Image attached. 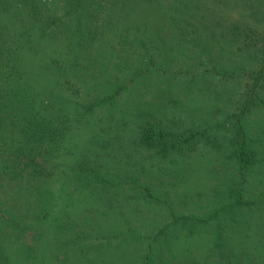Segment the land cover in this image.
Segmentation results:
<instances>
[{
  "label": "rangeland",
  "instance_id": "rangeland-1",
  "mask_svg": "<svg viewBox=\"0 0 264 264\" xmlns=\"http://www.w3.org/2000/svg\"><path fill=\"white\" fill-rule=\"evenodd\" d=\"M18 1L14 32L33 27L35 14L51 25L42 48L68 68L54 92L74 119L52 153L40 142L29 158L0 149V170L10 167L0 176V256L13 264H264V0ZM73 34L84 43L77 59ZM19 56L33 65L31 54ZM33 75L24 81L31 98L36 85L55 84L46 68ZM254 88L261 101L239 123ZM157 124L207 138L165 155L142 141ZM240 124L255 154L247 170L234 155ZM20 173L41 189L42 209L29 216ZM239 190L242 202L226 207ZM24 220L20 233L14 224Z\"/></svg>",
  "mask_w": 264,
  "mask_h": 264
},
{
  "label": "trees",
  "instance_id": "trees-1",
  "mask_svg": "<svg viewBox=\"0 0 264 264\" xmlns=\"http://www.w3.org/2000/svg\"><path fill=\"white\" fill-rule=\"evenodd\" d=\"M23 4L25 7H28L30 4L32 5V2L31 0H26ZM18 5H20L18 0H0V56H2L0 60L3 59L2 63L6 66L5 73H10L8 75L4 74L7 82L4 81V88H0V92H2L0 93V149H3L4 154L10 158L16 154L20 155L21 151H24L22 154H26L29 158L33 156V152L38 147L35 144L36 142L45 144V150L47 149V152L50 153L58 149L62 141L64 139L67 140L66 136L69 133V126L72 124L74 118L69 114L68 105L64 103L61 96H56L54 92L55 90H60L59 88L66 84L65 80L68 68L66 69L63 66L64 64L57 59L48 61L46 58L47 52L44 51L41 43L47 37L50 38L49 36L52 33L49 32V29L51 25L43 23L41 17L35 14L32 18L33 27H30V29L22 28L20 32H14L13 29L19 23V18H21V14L17 8ZM20 9H23V5ZM4 23L6 25L3 26L2 24ZM24 23H27V21ZM34 27L35 33L33 34ZM9 38H12V41ZM52 39H57V37H52ZM69 42V52H71V56L77 59L79 57L78 52H81L84 46L80 34H73ZM19 54H31L30 61L33 65L29 66L28 62L22 59ZM6 56L7 60L5 59ZM42 68H46L51 73V76L56 78L55 84L49 83L42 90L36 85V94L31 98L29 95L32 93L29 92V89L25 90L24 81H27V76H30L29 79L34 78L35 75L33 74L41 71ZM259 74L261 75L259 81H263L264 68ZM42 79L38 78L36 83ZM259 81L256 82L255 87L257 88L258 86H262V84H258ZM51 88L52 91H50ZM257 101H261V98L254 88L247 95L243 104L242 117L239 119V123L242 122L244 116L257 104ZM241 125H239L234 155L236 160L241 164V167L247 170L252 165L255 154L250 147L244 127ZM11 132L16 135L10 137ZM16 138H20V140H16ZM206 138V132L203 130H187L180 134L171 133L165 127L158 124L146 127L142 132L144 145L159 150L160 153L165 155L172 153L185 154L190 152L188 150L193 151L192 149H196L198 144ZM9 168V166L2 168L0 176L1 174H5ZM47 176L49 177L50 175ZM16 180L19 192L25 191L26 193L27 198L25 196H21V198L25 199L22 205L26 204L24 209L27 216L31 212H37L39 209H42L36 203V200L40 197L38 193L41 192V189L39 190L31 174L29 176L23 173L17 174ZM80 180L86 182L84 178ZM107 185L109 186L108 192L115 187L109 182ZM145 190L150 198L154 197L149 188H145ZM29 196L30 201L27 202ZM234 196L238 198V201L230 203L226 207L232 208L242 202V190L235 192ZM34 199V203H31ZM49 200L51 201V199ZM14 225L19 229L20 233L27 231L28 224L25 220L20 224ZM1 248L5 250L3 246ZM31 255L34 256L33 251L30 252L29 258L26 261H30ZM6 261H8V264H13L11 263L13 260L9 257L8 253H1L0 264H4ZM16 261L22 263L21 260Z\"/></svg>",
  "mask_w": 264,
  "mask_h": 264
}]
</instances>
